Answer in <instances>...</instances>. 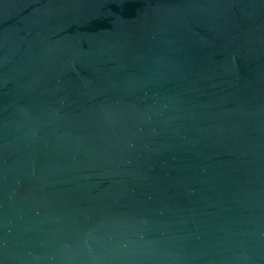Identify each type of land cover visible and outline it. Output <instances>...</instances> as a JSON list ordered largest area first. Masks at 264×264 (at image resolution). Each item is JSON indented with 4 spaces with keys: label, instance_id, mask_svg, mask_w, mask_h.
I'll return each mask as SVG.
<instances>
[{
    "label": "water",
    "instance_id": "water-1",
    "mask_svg": "<svg viewBox=\"0 0 264 264\" xmlns=\"http://www.w3.org/2000/svg\"><path fill=\"white\" fill-rule=\"evenodd\" d=\"M0 264H264V0H0Z\"/></svg>",
    "mask_w": 264,
    "mask_h": 264
}]
</instances>
